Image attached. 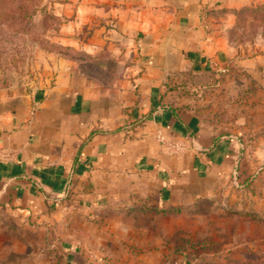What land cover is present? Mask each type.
I'll list each match as a JSON object with an SVG mask.
<instances>
[{
	"label": "crops",
	"instance_id": "0c3cea01",
	"mask_svg": "<svg viewBox=\"0 0 264 264\" xmlns=\"http://www.w3.org/2000/svg\"><path fill=\"white\" fill-rule=\"evenodd\" d=\"M252 1L49 0L66 21L62 41L95 71L60 59L47 85L0 97V211L45 224L62 210L143 212L212 194L242 138L203 126L184 76L232 64L256 98L264 56L233 61L227 40ZM69 246L63 264H89Z\"/></svg>",
	"mask_w": 264,
	"mask_h": 264
},
{
	"label": "rangeland",
	"instance_id": "374dc122",
	"mask_svg": "<svg viewBox=\"0 0 264 264\" xmlns=\"http://www.w3.org/2000/svg\"><path fill=\"white\" fill-rule=\"evenodd\" d=\"M48 1L0 0L1 98L47 85L60 59L95 71L87 55L64 44L66 21ZM259 5L264 0L245 7ZM227 40L233 61L264 56V32L248 15H234ZM231 65L186 85L204 127L242 138L236 167L212 194L174 216L62 210L34 224L0 211V264H63L69 243L89 264H264V89L255 98L257 87Z\"/></svg>",
	"mask_w": 264,
	"mask_h": 264
},
{
	"label": "trees",
	"instance_id": "16d2710c",
	"mask_svg": "<svg viewBox=\"0 0 264 264\" xmlns=\"http://www.w3.org/2000/svg\"><path fill=\"white\" fill-rule=\"evenodd\" d=\"M234 15L236 17V19L239 21L241 19V17H244L245 15H248L251 19V23L254 24V22H258V25H260V27L262 28L263 32H264V6L263 5H259V6H255V7H241L238 10L234 11ZM244 21V20H243ZM232 28V27H231ZM86 55V54H85ZM87 58L92 62L91 58L89 56H87ZM81 62V61H79ZM93 63V62H92ZM82 65L85 66V63L81 62ZM84 70H86V66L84 67ZM214 73H210L207 75H204L205 77H211L213 76ZM244 74V73H242ZM196 75H186L184 76V80L187 81V84L189 83V79L191 77H195ZM202 76V77H204ZM198 77V76H196ZM251 83L254 85V83L251 81ZM185 84V85H187ZM181 86H184L183 84H181ZM187 94V92H186ZM188 95V94H187ZM246 98L249 97L245 96ZM244 97V98H245ZM219 136H223V135H219ZM182 210V207H177V208H160V209H145L143 212L141 213H152L153 215H160V216H174L176 214H179ZM128 212H134L137 213V211H128Z\"/></svg>",
	"mask_w": 264,
	"mask_h": 264
},
{
	"label": "built area",
	"instance_id": "2783aa9c",
	"mask_svg": "<svg viewBox=\"0 0 264 264\" xmlns=\"http://www.w3.org/2000/svg\"><path fill=\"white\" fill-rule=\"evenodd\" d=\"M158 140L162 141V137L161 136H158Z\"/></svg>",
	"mask_w": 264,
	"mask_h": 264
}]
</instances>
